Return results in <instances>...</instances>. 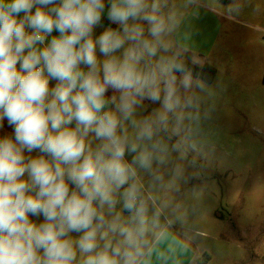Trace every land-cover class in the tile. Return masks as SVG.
<instances>
[{
	"label": "clouds",
	"instance_id": "9594fccd",
	"mask_svg": "<svg viewBox=\"0 0 264 264\" xmlns=\"http://www.w3.org/2000/svg\"><path fill=\"white\" fill-rule=\"evenodd\" d=\"M192 3L0 0V264H184L212 113Z\"/></svg>",
	"mask_w": 264,
	"mask_h": 264
},
{
	"label": "rangeland",
	"instance_id": "374dc122",
	"mask_svg": "<svg viewBox=\"0 0 264 264\" xmlns=\"http://www.w3.org/2000/svg\"><path fill=\"white\" fill-rule=\"evenodd\" d=\"M186 26L192 55L216 76L201 176L174 194L185 219L172 231L190 243L193 230L224 234L230 245L200 239L211 264H231L237 239L264 242V0H193Z\"/></svg>",
	"mask_w": 264,
	"mask_h": 264
},
{
	"label": "crops",
	"instance_id": "0c3cea01",
	"mask_svg": "<svg viewBox=\"0 0 264 264\" xmlns=\"http://www.w3.org/2000/svg\"><path fill=\"white\" fill-rule=\"evenodd\" d=\"M218 222H220L221 224L223 223L221 220H219ZM193 234L194 237L192 238L191 243L179 237V239L185 241L189 245L188 252L182 258L184 264H193V261L194 264H211L213 262V258L209 254V247H207L206 245H202L204 241H202V239L200 238H207L208 236L214 241L217 240L221 241L224 245L226 243L230 245L231 239L227 238L222 233H217L211 236V234H207L205 232H202L201 230H193ZM258 240L259 236L253 239L251 243L250 240L245 241V238L237 239V243L235 246L238 250H240L241 254L243 253L242 257L239 258V260L234 261L232 260V258H229V262H231V264H264V242L258 245H254L255 242H258ZM224 260H227V257H224Z\"/></svg>",
	"mask_w": 264,
	"mask_h": 264
},
{
	"label": "trees",
	"instance_id": "16d2710c",
	"mask_svg": "<svg viewBox=\"0 0 264 264\" xmlns=\"http://www.w3.org/2000/svg\"><path fill=\"white\" fill-rule=\"evenodd\" d=\"M203 72L206 76L207 82H213L216 76V69L209 64H205L203 66Z\"/></svg>",
	"mask_w": 264,
	"mask_h": 264
}]
</instances>
